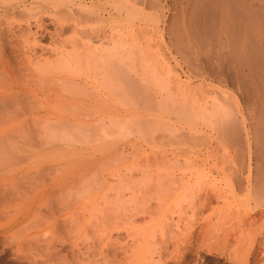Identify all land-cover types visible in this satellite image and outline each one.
Segmentation results:
<instances>
[{"label":"rangeland","instance_id":"rangeland-1","mask_svg":"<svg viewBox=\"0 0 264 264\" xmlns=\"http://www.w3.org/2000/svg\"><path fill=\"white\" fill-rule=\"evenodd\" d=\"M134 1L138 8L144 7L140 3H148V0H125L128 2L125 6L128 4L127 7L130 8L135 5ZM180 1L175 2L176 5H180ZM100 3L103 7L111 8L106 4L108 0H100ZM168 3L150 0L140 19L125 30V35L128 34L125 38L127 44L124 46V95L117 114L103 116L91 106L87 110L91 113H26L15 114L11 118V162L7 173L0 157V232L9 226L12 227V235L9 233L11 237L9 235L6 239L0 236V257L2 250L6 248L12 249L13 255L18 254L16 258H12L13 264L16 261L18 264L42 263V260L35 257H40V253L48 252L46 250L49 249L56 252L53 253L54 256L60 255L57 261L49 252L57 262L63 261L61 257L65 256V264L69 260L74 264H264V210H245L246 204L241 193L237 196L242 197V200L235 197L240 200L236 202L235 198H231V207L221 210L213 209L216 207L215 203L210 208L200 207L198 198L195 200L191 197L194 191H186L180 198L174 195V185L168 176L171 170L169 164L172 162L175 164L176 161L180 163L184 160H196L195 171L200 173L202 157H206L208 162L205 161V167L218 163V160V165L225 168L234 166V172H237L233 173L243 179L246 173L244 170L240 171L239 165L243 161L245 163L242 164L246 165L248 161L247 154L244 153L242 157L245 159L237 167L239 157H235L236 154L229 147L232 146L231 141L228 143L230 139H225L227 132H222L225 119L224 123H220L223 127H214H220L214 133V128L203 127L198 116L190 115L185 110L188 95L177 90V87L184 90V84L178 81L176 87L171 82L175 79L169 74L168 77L172 78L169 82L173 83L172 92L175 90L174 93H179L174 98L172 96L173 100L171 98L161 103L162 108L157 105V89L160 91L165 85L163 77H167V69L171 68L182 75L184 66L181 56L176 55L174 60L167 47L160 43L159 29L163 28L164 32L169 27L177 30L182 24L179 6ZM68 15L64 12L55 15L57 19L60 17L64 21L65 35L61 38H72L74 41L79 39L77 43L80 44L84 33H78V27L74 28L79 30L77 32L71 27L74 21ZM174 15L176 17L173 19ZM76 17L75 15L74 18ZM92 19L90 22L83 20L81 23L84 26L81 24L79 27L86 29V25H96L97 22H92ZM65 22H68L66 26ZM46 27L50 31L53 24L46 23ZM75 33L78 34L77 38ZM49 42L47 37L42 40L44 44ZM195 84L197 83L194 82ZM95 86L87 88L76 97L89 98L91 94H87V91L95 92L99 89L100 93L104 90L102 87L106 88ZM38 98L42 99L41 96ZM113 118L117 120L113 121ZM207 127L211 129L208 130ZM261 128L260 126L258 133L259 126L257 127V133L264 137ZM2 131L3 126L0 124V136ZM189 134L192 139L204 138L206 141L202 139V143L206 144L202 146L200 139H194L193 142L191 136V140L188 139ZM216 136L220 137L219 149L217 145L213 146L218 139ZM221 141L224 143H220ZM260 146V151L257 147L255 149L259 157L261 154L264 157L263 147ZM214 147L218 150L214 151ZM170 149L178 152L176 159L170 162L161 160L162 151ZM211 149L213 154L208 152ZM217 153H221L223 157L220 158ZM232 170L217 173L204 169L210 175L200 182L206 183H199L198 187L193 188H208L211 186L209 181H216L215 184L224 190V182L234 184L238 180L236 177L235 181V176L231 175ZM215 174L224 179V182L220 179L218 181L219 177ZM54 177L61 178L56 180ZM224 188L223 192L226 191V187ZM219 204L222 205V201ZM39 239L45 241L40 243ZM52 240L55 243H51ZM29 241L33 243L31 245L35 242L33 250L29 249ZM19 245H23V248ZM44 245L52 248L44 250ZM38 247L43 249L40 251ZM34 250L37 255L39 253L38 256ZM44 255H41L45 258L42 264L50 263L51 259L46 262L49 257H43ZM6 256L8 262L12 261L11 255ZM31 257L39 260L35 261Z\"/></svg>","mask_w":264,"mask_h":264},{"label":"bare ground","instance_id":"bare-ground-1","mask_svg":"<svg viewBox=\"0 0 264 264\" xmlns=\"http://www.w3.org/2000/svg\"><path fill=\"white\" fill-rule=\"evenodd\" d=\"M142 1L147 2V0ZM158 1L161 2V0ZM163 1L164 4L169 2L173 3L175 7L179 6L177 9L182 17V24H179L177 30L169 27L164 32L163 28L159 29L162 41L160 43L167 47L174 60H176V55L181 56L184 66L182 75L166 67L167 77L160 76L166 82L160 91L157 89L159 91L156 95L157 105H160L158 107L162 108L161 103L171 99L172 96L174 98L178 91L187 94L188 102L185 103V105L187 104L185 110L190 115L198 116L203 127H218L225 119V123L227 121L228 124L226 123L225 128L223 122L222 130L225 131L222 132H227L228 136L225 134L226 137H224L230 139H228V143L231 141L232 146L229 145V147L233 149L235 157L241 158L240 160L238 158L239 162L235 161L237 167L238 163L245 159L242 157L244 153L247 154L248 161L246 165L242 164L244 161L239 165L240 171L244 170L246 173L243 179H239L240 177L234 174L237 172H234L236 170L234 166L225 168L218 165L220 163L218 160V163L211 162L213 164L210 167H205L206 157H202L200 173L198 170L195 171L196 160H184L180 163L176 161L175 164L172 162L169 164L171 170L168 176L174 185L172 187L174 195L176 198H180L186 191H194L193 194L191 192V197L198 198L200 207L209 206L210 208L215 203L216 207L213 209L221 210L228 206L231 207L229 200L235 197L240 198L237 194L241 193L246 204L245 210H264V161H262L263 155L261 154L260 158L256 151L261 145L260 148L263 147L262 153L264 154V137L261 136L262 134L258 136L260 126L264 134V0H181L180 5L175 3L178 0ZM128 2L108 0L106 4L111 7L108 9V7H103L100 0H0V124L3 126L0 136V157L3 160L5 173L10 168V122L15 114L55 115L65 113L64 115H66L70 112L82 113L85 111L87 113L91 106L103 116L108 117L118 113L124 95V80L122 79L125 69L124 46L128 34L125 35V30L140 19L146 5L149 6L150 0L147 4L140 3V5H144L142 8H138L135 1V5H132L134 8L130 5L128 8V4L125 6V3ZM61 12L69 14L73 18L74 23L71 25L73 29L78 27V29L80 28V31L77 29L78 33H84V37L81 34L83 41L79 36L80 44L77 43L79 39L74 41L72 38L69 39L70 37L69 40L61 38L62 35H65L64 21L55 16L56 13ZM74 12L77 19L74 18ZM89 17L95 20L92 19V22H97L96 25L88 24L89 26H87L85 23L87 27L84 28L85 30L79 27L81 24L84 26L81 23L83 20L87 19L90 22L91 18ZM172 17L174 19L176 16ZM46 23L53 24V29L49 31ZM66 24L68 22H65V26ZM164 25L166 26V24ZM67 26L69 28V25ZM139 28L141 27L139 26ZM77 35L75 33L76 38ZM45 37L50 40L48 44L42 43ZM181 59L179 57V60ZM178 62L180 61H175V63ZM166 69L163 68V70ZM168 74L175 80L168 77ZM169 79L174 82L175 86L178 85V81L182 82L184 90H180L182 88L176 86L178 91L172 92L173 83L170 84ZM194 82L197 84L194 85ZM95 85L106 88L102 87L104 90L100 93H98L99 89L95 92H85L91 94L89 98L76 97L78 94H83L81 92L87 88L96 87ZM38 96H41L42 99H39ZM92 110L95 112L94 109ZM157 111H159L158 108ZM161 111L160 113H162ZM112 120L116 121L117 118ZM223 126L221 125V127ZM258 126L259 132L257 133ZM217 129L220 130V127L214 128L212 132L216 130L217 133ZM219 134L217 135L219 136ZM160 136L159 138H161ZM190 136L189 134L188 139ZM216 138L218 137L216 136ZM194 139H192L193 142L199 141L198 138ZM202 139L199 142L203 146ZM219 139L220 137L213 145H217L218 149ZM255 147L257 148L255 149ZM218 149L214 147V151ZM220 150L222 149L220 148ZM214 151L212 152L211 149L208 152L213 154ZM208 152L205 153L208 155ZM222 152L227 154L226 151ZM177 153L172 149L162 151L160 158L168 162L174 161ZM217 154L220 158L223 157H221L222 154ZM226 158L225 160H227ZM207 168L217 173H226L233 169L231 173H234L230 174L235 176V181L236 177L238 180L234 181V184L228 183V181L225 183L224 179H220L215 174L216 177H219L218 181L220 179L224 182L223 189L225 190L224 187H226L227 194L215 184L216 181H209L211 186L208 188L199 187L194 190V186L210 175H207L206 171V173L204 172V169L207 170ZM161 177L163 178V176ZM211 177L210 179H212ZM60 178L56 177L55 179ZM206 181L208 182V179ZM203 183L206 182L203 181ZM220 201H222V205L219 204ZM235 201L240 200L236 199ZM11 231L12 227H4L0 236L6 239L10 234L12 235ZM39 241L43 243L45 240L39 239ZM30 243L32 242L29 241ZM51 243H55V241L52 240ZM51 243L50 245H52ZM9 246L11 247V245ZM33 246H35V242L34 245L30 244L29 249L33 250ZM12 247L15 248L14 245ZM19 247L23 248V245H19ZM40 247L37 249L41 251L43 247L45 250L50 246ZM26 248L28 247L26 246ZM16 249L18 250V248ZM34 251L33 257L35 256ZM36 251L38 252V250ZM46 251L48 252L42 251L45 255L40 253L41 258V255L46 257L48 255L46 253L50 252L53 256V253H56L49 249ZM50 253L46 262L50 259L51 262L49 261L50 263L47 262V264H61L62 262L65 264V256L61 257L64 259L63 261L57 262L60 255L57 257L55 254L56 261ZM1 255L0 264H13L14 259L12 258L18 256V254L13 255L12 249L6 248L2 250ZM6 255H11L12 261L8 258L11 263L6 260L8 257ZM40 257L35 258H39L40 260H36H42L41 262L44 263L45 258L41 259ZM66 263L72 262L69 260ZM16 264H18L17 261Z\"/></svg>","mask_w":264,"mask_h":264}]
</instances>
